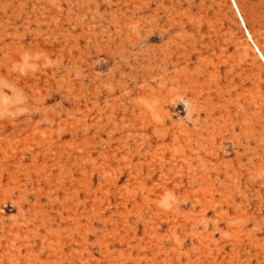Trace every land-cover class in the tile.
Masks as SVG:
<instances>
[{"label": "rangeland", "instance_id": "374dc122", "mask_svg": "<svg viewBox=\"0 0 264 264\" xmlns=\"http://www.w3.org/2000/svg\"><path fill=\"white\" fill-rule=\"evenodd\" d=\"M0 80V264H264V0H0Z\"/></svg>", "mask_w": 264, "mask_h": 264}, {"label": "clouds", "instance_id": "9594fccd", "mask_svg": "<svg viewBox=\"0 0 264 264\" xmlns=\"http://www.w3.org/2000/svg\"><path fill=\"white\" fill-rule=\"evenodd\" d=\"M42 57L37 55H33L30 53H24L21 56V60L13 65L14 70L20 71L21 73H24L26 71H35L39 67V64L37 61H39ZM3 89H11L14 92V96L12 98H9L7 96L4 97L5 105L3 107H0V115H8L9 113V107L13 104H19L23 102L22 95L15 91L13 89V86L4 80H0V90ZM135 102L141 106H144L148 108V110L152 114L153 120L159 122L160 116L158 112L156 111V102L151 101L148 98L145 97H138ZM177 204V198L175 194L173 193H166L162 199L159 201L158 206L165 211L171 210L175 205Z\"/></svg>", "mask_w": 264, "mask_h": 264}, {"label": "bare ground", "instance_id": "6f19581e", "mask_svg": "<svg viewBox=\"0 0 264 264\" xmlns=\"http://www.w3.org/2000/svg\"><path fill=\"white\" fill-rule=\"evenodd\" d=\"M233 3H234V1H233ZM235 5V4H234Z\"/></svg>", "mask_w": 264, "mask_h": 264}]
</instances>
